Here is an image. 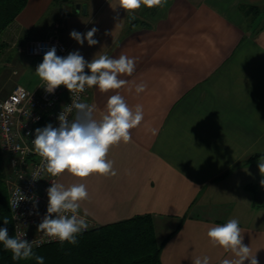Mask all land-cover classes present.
I'll use <instances>...</instances> for the list:
<instances>
[{"label":"crops","instance_id":"crops-1","mask_svg":"<svg viewBox=\"0 0 264 264\" xmlns=\"http://www.w3.org/2000/svg\"><path fill=\"white\" fill-rule=\"evenodd\" d=\"M83 3L86 12L77 8ZM118 4L28 0L0 34L8 90L0 98L17 84L39 88L35 70L44 55L28 53L32 39L54 34L68 46L57 53L61 57L79 51L89 62L102 54L134 58L132 75L119 76L129 82L125 87L103 93L93 86L83 102L95 106L96 119L116 92L133 110L143 106L144 119L130 129V142L111 146L107 154L117 175L78 178L65 171L56 182L86 186L88 199L80 208L97 225L151 214L157 240H165L162 264L236 259L207 237L209 227L229 219L239 221L243 244L264 264L258 168L264 157V0H167L132 13ZM93 27L99 41L94 46L70 37L73 30L86 34ZM140 83L147 88L138 94ZM251 155L257 157L245 162Z\"/></svg>","mask_w":264,"mask_h":264},{"label":"clouds","instance_id":"clouds-1","mask_svg":"<svg viewBox=\"0 0 264 264\" xmlns=\"http://www.w3.org/2000/svg\"><path fill=\"white\" fill-rule=\"evenodd\" d=\"M166 2L167 0H119L118 6L125 12L132 13L142 5L148 8L163 7ZM97 31L95 27L86 34L73 30L70 37L80 45L86 40L88 46H94L99 43L94 39ZM85 68L90 74L85 72ZM134 70L135 59L127 55L110 58L102 54L89 62L79 51L61 57L57 55L56 48L52 47L44 54L43 61L35 72L44 82L45 91L50 94L61 85L70 93L83 92L86 86H98L100 92L106 93L125 87L129 82L119 76H131ZM146 88V84L140 83L136 85L135 91L139 94ZM73 109L76 110V115L70 120L68 113ZM94 111V105L79 102L77 96L69 105L67 113L62 111L58 115V127L49 123L43 128L35 129L32 145L35 153L41 157V164L35 175H39L41 171H46L53 177L60 176L65 171L78 178H86L94 173L102 176L117 175L113 162L106 159L107 154L111 146L121 141L130 142V129L137 127L144 119L143 106L137 104L133 110L124 97L116 92L109 96L100 119L94 118ZM258 168L262 176L260 183L264 186V157L258 160ZM47 195V211L37 230L61 244L65 241L77 244V235L87 231L89 227L87 212L83 216L79 214L80 203L88 199L86 186L79 183L65 187L52 181ZM17 196L18 199L14 200L16 205L18 201L25 199L21 192ZM3 222L5 225L9 223L7 219ZM24 236L25 233L11 237L7 227L0 228V242L5 250L11 251L14 261L34 258L36 264H44V257L33 252L34 241L29 242ZM207 237L213 246L222 247L236 257L233 260L225 259L221 264H244L245 261L259 264L256 254L253 255L250 247L242 242L244 237L237 219H229L226 223L209 227ZM193 264H209V257H197Z\"/></svg>","mask_w":264,"mask_h":264},{"label":"built area","instance_id":"built-area-1","mask_svg":"<svg viewBox=\"0 0 264 264\" xmlns=\"http://www.w3.org/2000/svg\"><path fill=\"white\" fill-rule=\"evenodd\" d=\"M52 47H55L60 54L68 49L65 43L51 34L30 40L27 51L33 55H44ZM43 86V81L35 90L17 84L6 97L0 98V148L9 155V173L6 182L14 234L16 237L25 233V239L29 242L34 241L33 248L58 241L37 230L47 211V189L58 176L49 175L46 178V171L35 175L41 164V157L35 153L32 145L35 129L43 128L49 123L58 127V115L62 111L67 113L73 99L78 96L79 102H84L91 95V88L87 86L83 92L70 93L61 85L51 94L47 93ZM75 115V109L68 113L70 120L75 118ZM19 192L25 199L18 201L16 205L14 200L18 199ZM79 214L82 216L85 214L81 208ZM86 220L88 229L97 226L88 216Z\"/></svg>","mask_w":264,"mask_h":264},{"label":"trees","instance_id":"trees-1","mask_svg":"<svg viewBox=\"0 0 264 264\" xmlns=\"http://www.w3.org/2000/svg\"><path fill=\"white\" fill-rule=\"evenodd\" d=\"M28 0H0V34L16 18ZM259 8L251 6L249 10ZM4 43L0 39V59ZM257 155L245 160L250 162ZM6 154L0 148V228L7 227L9 236L15 237L9 202ZM7 219L9 223L4 224ZM171 235V234H170ZM78 243L49 242L33 248L44 257V264H162L161 249L164 241L156 237L153 216L149 213L113 223L94 226L77 235ZM0 264H36L35 259L13 260L12 253L0 242Z\"/></svg>","mask_w":264,"mask_h":264},{"label":"rangeland","instance_id":"rangeland-1","mask_svg":"<svg viewBox=\"0 0 264 264\" xmlns=\"http://www.w3.org/2000/svg\"><path fill=\"white\" fill-rule=\"evenodd\" d=\"M3 86H4V75L0 69V96L6 95L8 91L7 88L6 87L4 88ZM258 219L261 221V216H259Z\"/></svg>","mask_w":264,"mask_h":264},{"label":"water","instance_id":"water-1","mask_svg":"<svg viewBox=\"0 0 264 264\" xmlns=\"http://www.w3.org/2000/svg\"><path fill=\"white\" fill-rule=\"evenodd\" d=\"M81 6H82L83 11L86 12L87 5L85 3H83L82 5L78 4L77 8L79 9Z\"/></svg>","mask_w":264,"mask_h":264}]
</instances>
